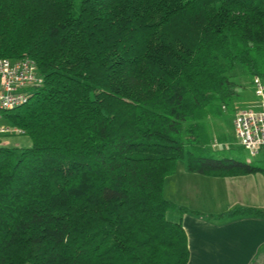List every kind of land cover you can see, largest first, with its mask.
<instances>
[{
    "label": "trees",
    "instance_id": "16d2710c",
    "mask_svg": "<svg viewBox=\"0 0 264 264\" xmlns=\"http://www.w3.org/2000/svg\"><path fill=\"white\" fill-rule=\"evenodd\" d=\"M24 58L42 85L2 113L32 145L0 147V264H187L177 163L264 176L206 123L241 106L238 66L264 83V0H0V60Z\"/></svg>",
    "mask_w": 264,
    "mask_h": 264
},
{
    "label": "crops",
    "instance_id": "0c3cea01",
    "mask_svg": "<svg viewBox=\"0 0 264 264\" xmlns=\"http://www.w3.org/2000/svg\"><path fill=\"white\" fill-rule=\"evenodd\" d=\"M177 173L183 183L181 203H175L173 197L167 199L187 211H178V215L171 212L169 220L181 221L189 251L187 264H264V217L225 216L238 207L264 212V176L207 177L188 173L184 167ZM175 175L165 180L164 192L169 179L173 178V189L179 187ZM185 200L207 207L197 215L192 212L198 207L184 205Z\"/></svg>",
    "mask_w": 264,
    "mask_h": 264
},
{
    "label": "built area",
    "instance_id": "2783aa9c",
    "mask_svg": "<svg viewBox=\"0 0 264 264\" xmlns=\"http://www.w3.org/2000/svg\"><path fill=\"white\" fill-rule=\"evenodd\" d=\"M42 85L38 68L30 59L0 60V119L2 113L14 110L28 102L33 91ZM255 100L237 106L233 115L234 135L239 146L251 157L264 152V83L253 78ZM20 134L19 129L0 126V136Z\"/></svg>",
    "mask_w": 264,
    "mask_h": 264
},
{
    "label": "rangeland",
    "instance_id": "374dc122",
    "mask_svg": "<svg viewBox=\"0 0 264 264\" xmlns=\"http://www.w3.org/2000/svg\"><path fill=\"white\" fill-rule=\"evenodd\" d=\"M243 69L238 66L236 70L234 71L233 75L238 76V78L234 79V81L238 84H240L241 87L238 88L239 93L241 94L242 98L240 100L241 106L247 105L249 101L255 100L254 96V89L253 87L249 84L250 79L247 76H240L243 74ZM207 126H208V132L210 134V137L214 139V145L218 143L216 139L222 138L224 143H222V147L226 150L225 153L227 156L231 157H236L238 159H241L246 162H254V163H261L264 165V152L260 151V153L255 156L251 157L249 153L244 150L241 146L238 144V140L236 139L234 135V129H233V114H224L221 117L217 118H210L206 120ZM0 126H6V122L2 119H0ZM221 140V141H222ZM222 141V142H223ZM219 144V143H218ZM32 145V142L30 138L26 135H20V134H7V135H2L0 136V147H5V148H28ZM230 147V150H229ZM233 150V151H232ZM183 162L177 163V169H176V177L174 178L175 182L179 185V187H175L173 189L172 184L170 183L172 180H168L167 187L164 192V187H163V196L165 199L173 197V201L175 203H181V191L183 190V185L181 186L182 183V177H180V174L177 173V171L182 172L183 171ZM173 176V175H172ZM171 177V176H170ZM168 179V178H166ZM165 184V182H164ZM191 196V195H190ZM195 196V195H194ZM173 202V203H174ZM174 203V204H175ZM184 205H188L191 208L193 207H198V212L201 211L202 207H207L203 206L202 203L199 201L196 202V200H185L183 202ZM176 205V204H175ZM194 205V206H193ZM177 206V205H176ZM196 211V212H197ZM178 215V211H169L166 216L167 219H171L170 214ZM170 217V218H168ZM171 221V220H169ZM173 222V221H172Z\"/></svg>",
    "mask_w": 264,
    "mask_h": 264
}]
</instances>
